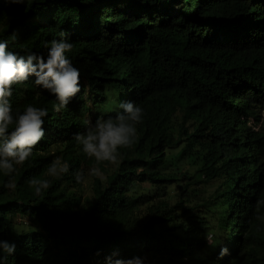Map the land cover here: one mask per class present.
Here are the masks:
<instances>
[{
    "label": "trees",
    "instance_id": "16d2710c",
    "mask_svg": "<svg viewBox=\"0 0 264 264\" xmlns=\"http://www.w3.org/2000/svg\"><path fill=\"white\" fill-rule=\"evenodd\" d=\"M61 32L80 92L57 112L34 76L13 85V113L48 115L28 160L0 172V240L16 246L2 264H264V0H0L9 51L46 58ZM127 101L144 112L135 142L97 165L74 136ZM57 158L70 166L58 178ZM31 178L50 187L37 196Z\"/></svg>",
    "mask_w": 264,
    "mask_h": 264
},
{
    "label": "clouds",
    "instance_id": "9594fccd",
    "mask_svg": "<svg viewBox=\"0 0 264 264\" xmlns=\"http://www.w3.org/2000/svg\"><path fill=\"white\" fill-rule=\"evenodd\" d=\"M3 3L21 5L25 3V0H3ZM60 35L61 39H53L44 45L47 49L46 58L44 54L35 51L19 55L8 50V41L0 42V172H3L5 176L11 177L16 171V166L23 165L32 155L34 146L44 138V118L48 115L47 108L32 105H28L23 112L13 113L10 102L13 85L34 76L36 86L55 96L58 101L55 105L57 112L65 108L80 92L79 69L66 55L72 51L73 43L64 39L66 35L64 32ZM12 38L16 39L15 35ZM120 107L123 111L115 118H99L85 133H77L74 136L76 142L82 146L83 153L94 159L97 165L104 162L118 165L120 149L131 148L135 142L136 126L142 122L143 109L132 101L123 102ZM249 124L255 131H259L262 125L253 119ZM13 125V130L9 131L10 126ZM69 167L67 162L57 158L52 161L47 172L49 176L58 178L67 174ZM90 174L103 178L99 167H92ZM75 178L79 182L83 174L77 172ZM28 184L37 196L50 187L47 179L31 178ZM6 187L15 188L14 181L9 179ZM217 244V235L207 231L206 248L215 247ZM0 250L12 256L16 252V246L8 241L0 240ZM99 254L97 252V255ZM228 254V248L222 247L220 256ZM4 259L6 257H0V264ZM106 261L107 264H143V259L138 256L127 260H113L110 256L106 258Z\"/></svg>",
    "mask_w": 264,
    "mask_h": 264
},
{
    "label": "rangeland",
    "instance_id": "374dc122",
    "mask_svg": "<svg viewBox=\"0 0 264 264\" xmlns=\"http://www.w3.org/2000/svg\"><path fill=\"white\" fill-rule=\"evenodd\" d=\"M210 185H211V184H210ZM210 185H203L202 187L197 186V188L199 189V192L202 193V196H203V197H208L209 194L213 192V189H214V188H213L212 186H210ZM90 186H91V185L87 184V189H90ZM90 194H91V190H90V192L87 194V196L90 195ZM202 199H203V198H202ZM196 200H198V199H196ZM24 227H28V226H24ZM220 239H221V237L219 236V243H220Z\"/></svg>",
    "mask_w": 264,
    "mask_h": 264
}]
</instances>
